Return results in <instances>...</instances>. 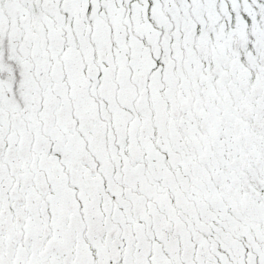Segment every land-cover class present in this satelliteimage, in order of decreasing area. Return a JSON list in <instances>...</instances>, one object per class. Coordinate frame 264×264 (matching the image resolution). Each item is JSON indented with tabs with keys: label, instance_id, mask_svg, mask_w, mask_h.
Here are the masks:
<instances>
[{
	"label": "snow or ice",
	"instance_id": "1",
	"mask_svg": "<svg viewBox=\"0 0 264 264\" xmlns=\"http://www.w3.org/2000/svg\"><path fill=\"white\" fill-rule=\"evenodd\" d=\"M0 264H264V0H0Z\"/></svg>",
	"mask_w": 264,
	"mask_h": 264
}]
</instances>
